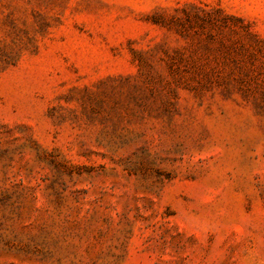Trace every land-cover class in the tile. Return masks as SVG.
<instances>
[{
    "label": "rangeland",
    "instance_id": "1",
    "mask_svg": "<svg viewBox=\"0 0 264 264\" xmlns=\"http://www.w3.org/2000/svg\"><path fill=\"white\" fill-rule=\"evenodd\" d=\"M0 264H264V0H0Z\"/></svg>",
    "mask_w": 264,
    "mask_h": 264
}]
</instances>
